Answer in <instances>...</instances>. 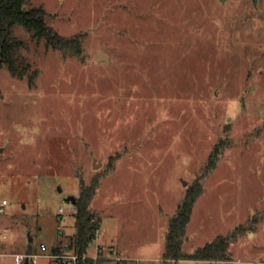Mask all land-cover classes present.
<instances>
[{
    "label": "rangeland",
    "instance_id": "1",
    "mask_svg": "<svg viewBox=\"0 0 264 264\" xmlns=\"http://www.w3.org/2000/svg\"><path fill=\"white\" fill-rule=\"evenodd\" d=\"M29 5L83 50L18 28L30 70L0 68V264L69 242L82 184L100 228L89 253L100 237L128 264H161L169 219L199 188L182 249L229 235L228 259L176 264H264V0Z\"/></svg>",
    "mask_w": 264,
    "mask_h": 264
},
{
    "label": "trees",
    "instance_id": "2",
    "mask_svg": "<svg viewBox=\"0 0 264 264\" xmlns=\"http://www.w3.org/2000/svg\"><path fill=\"white\" fill-rule=\"evenodd\" d=\"M30 0H0V68H5L14 77L28 74L30 63L23 53L28 49V40L18 34L22 29L31 40H44L46 47L60 51L64 56L79 57L82 54L81 36H66L46 22L47 12L43 6L29 5ZM2 94L0 91V98ZM200 189H188L176 213L169 219L161 264H176L183 258L201 260H227L229 235H217L204 245L190 252L182 249L186 227L190 220L193 204ZM94 194V184L81 185L79 196L74 202L75 232L69 240V247L75 252H88L89 243L99 227L98 219L89 205ZM77 264H94L91 258Z\"/></svg>",
    "mask_w": 264,
    "mask_h": 264
},
{
    "label": "built area",
    "instance_id": "3",
    "mask_svg": "<svg viewBox=\"0 0 264 264\" xmlns=\"http://www.w3.org/2000/svg\"><path fill=\"white\" fill-rule=\"evenodd\" d=\"M7 203L3 199L0 203V210ZM100 232V228H96L94 240L97 239V235ZM41 251H46L47 247L45 244L40 245ZM44 256L49 258L50 264H77L79 261L86 258H91L94 264H125L127 260L126 257L122 256L117 247L108 243H99L95 245L94 253H83L79 254L75 252L74 249L69 247V242H60L58 245L54 246L49 252L42 253ZM37 252H25L15 254L14 264H23L24 261L27 264H37V258L42 255Z\"/></svg>",
    "mask_w": 264,
    "mask_h": 264
},
{
    "label": "water",
    "instance_id": "4",
    "mask_svg": "<svg viewBox=\"0 0 264 264\" xmlns=\"http://www.w3.org/2000/svg\"><path fill=\"white\" fill-rule=\"evenodd\" d=\"M220 1L223 2L224 0H220ZM252 1H253L254 4H257L258 0H252ZM97 58H98V60H106V61L109 60L108 57L104 53H102L101 51L98 52V57ZM95 165H96V163L94 162V166ZM67 199L70 200L72 203L75 201V198L72 195L68 196ZM23 264H27V262L24 261Z\"/></svg>",
    "mask_w": 264,
    "mask_h": 264
},
{
    "label": "crops",
    "instance_id": "5",
    "mask_svg": "<svg viewBox=\"0 0 264 264\" xmlns=\"http://www.w3.org/2000/svg\"><path fill=\"white\" fill-rule=\"evenodd\" d=\"M97 242H99V243H108V244H112L111 242H108V241H105V240H101L100 237H98V241H97ZM112 245H114V244H112ZM52 248H53V247H52ZM117 249H118L119 253H120L122 256H124V257H126V258L128 259L127 255H124L118 247H117ZM125 264H128V263H127V260L125 261Z\"/></svg>",
    "mask_w": 264,
    "mask_h": 264
}]
</instances>
